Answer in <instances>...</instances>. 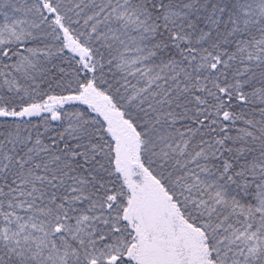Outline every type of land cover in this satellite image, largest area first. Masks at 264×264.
<instances>
[{"label": "snow or ice", "instance_id": "6c2138e0", "mask_svg": "<svg viewBox=\"0 0 264 264\" xmlns=\"http://www.w3.org/2000/svg\"><path fill=\"white\" fill-rule=\"evenodd\" d=\"M0 264H264V0H0Z\"/></svg>", "mask_w": 264, "mask_h": 264}]
</instances>
